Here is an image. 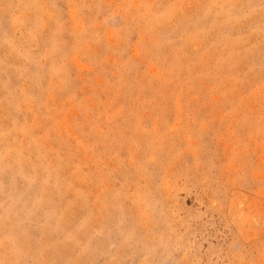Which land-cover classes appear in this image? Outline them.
Masks as SVG:
<instances>
[{
	"label": "rangeland",
	"instance_id": "374dc122",
	"mask_svg": "<svg viewBox=\"0 0 264 264\" xmlns=\"http://www.w3.org/2000/svg\"><path fill=\"white\" fill-rule=\"evenodd\" d=\"M0 264H264V0H0Z\"/></svg>",
	"mask_w": 264,
	"mask_h": 264
}]
</instances>
